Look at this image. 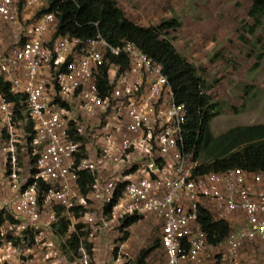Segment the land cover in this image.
I'll list each match as a JSON object with an SVG mask.
<instances>
[{
	"label": "built area",
	"instance_id": "obj_1",
	"mask_svg": "<svg viewBox=\"0 0 264 264\" xmlns=\"http://www.w3.org/2000/svg\"><path fill=\"white\" fill-rule=\"evenodd\" d=\"M94 25L97 33L88 40L60 35L49 0H0V82L26 97L33 126L28 142L0 92L7 194L0 208L39 232L38 243L58 221L56 206L69 213L95 204L97 212L83 217L91 236L130 216L153 218L165 264H243L247 245H264V171L200 173L194 152L186 151L189 112L175 101L163 66L132 41L110 44ZM19 145L24 153L31 146L35 157L26 175ZM87 174L94 180L84 195L80 181ZM40 184L46 186L42 205ZM47 207L49 223H41ZM203 207H213L216 220L237 224L222 250L199 222ZM116 247V264H132L124 241ZM15 252L1 254L0 264ZM80 252V264H91L83 245Z\"/></svg>",
	"mask_w": 264,
	"mask_h": 264
},
{
	"label": "trees",
	"instance_id": "obj_2",
	"mask_svg": "<svg viewBox=\"0 0 264 264\" xmlns=\"http://www.w3.org/2000/svg\"><path fill=\"white\" fill-rule=\"evenodd\" d=\"M49 3L51 11L58 12V34L88 40L96 35L98 29L94 24L98 23L100 32L110 44L119 45L123 40L132 41L145 54L163 66L164 73L173 89L175 101L177 104L184 105L189 112L186 126V151L194 152L195 158L199 162L200 159L205 158V162L200 163L198 169L200 173H219L232 168H242L249 172L264 171V124L238 126L220 136L215 137L213 135L211 123L217 116H220L221 110L217 103H213L209 94V84L199 75L197 67L177 51L171 40L163 38L168 31L181 28V22L172 20L158 26H141L126 16L116 0H49ZM249 16L253 20V24L248 26V32L254 36L264 25V0H252ZM0 92L6 95L15 121L23 125L25 132L28 133L27 140L30 142L33 138V126L31 121H27L26 97L22 94L13 93L10 85L4 81L0 82ZM74 139L85 143L84 137L77 136ZM20 146L22 147V145ZM25 147H27L26 157L30 160V165H33L35 157L32 155V148L29 145ZM20 162L22 163L21 157ZM34 173L35 169L32 168V174L34 175ZM93 180V177L88 174L82 177L80 186L84 195L89 193L88 185ZM45 189L46 186L40 184L41 205L44 202ZM55 212L58 221L52 223L49 229L52 236L56 235L60 238L66 236L68 238L63 248L64 257L71 264H80V247L83 245L93 261L94 244L90 242L91 233L90 231L84 233L82 229L86 226L80 223L88 209L73 208L68 213L63 207L56 206ZM215 218L216 212L213 207L201 208L199 222L207 234L208 241L215 246L221 245L220 249L222 250L225 241L235 230L237 224ZM142 220L147 219H141L134 215L122 220L119 228L122 234L121 241H127L130 237L129 229ZM72 221L78 222L75 232L71 231ZM18 223L23 228V234L19 238H8L4 233L5 228L15 226ZM29 233L32 236V241L27 243L26 236ZM38 234L39 232L33 230L30 224L18 220L9 211H0V254L10 248L17 252L20 244L23 243V249L26 251L34 246H43L48 255L52 252L53 242L49 238L44 242H36ZM157 243L142 249L136 264H146L151 254L158 250V247L164 254L166 261V254L161 246V238ZM11 261L3 264H12Z\"/></svg>",
	"mask_w": 264,
	"mask_h": 264
},
{
	"label": "rangeland",
	"instance_id": "obj_3",
	"mask_svg": "<svg viewBox=\"0 0 264 264\" xmlns=\"http://www.w3.org/2000/svg\"><path fill=\"white\" fill-rule=\"evenodd\" d=\"M123 6L126 16L141 26H158L172 20L182 23L181 28L168 31L163 38L171 40L177 51L197 67L199 75L209 84L213 103H217L221 110L220 116L211 123V131L215 137L238 126L264 124V25L254 36L248 32V26L253 24L249 16L252 0H124ZM1 145L0 140V147ZM17 151L21 155V167L25 166L23 174L26 175L30 163L26 157L27 151L24 153L20 145ZM204 162L203 157L200 163ZM1 178L0 164V201L7 195ZM1 210L3 209L0 208ZM88 211L97 212V206L93 204ZM49 213L50 208L43 209V223H49ZM80 223L86 226L84 219ZM70 227L73 232L72 224ZM86 227L82 229L84 233L88 232ZM119 228L118 224H113L111 230L118 231ZM132 232L133 241L141 251L158 244L161 227L153 218H148L136 224ZM4 233L8 238H19L23 234V228L18 223L12 227L7 226ZM47 233L45 229L43 236L53 242V255L56 251L61 257L64 256L63 248L68 238ZM104 235L90 238L96 243ZM119 238H122L121 232ZM31 241L32 236L29 233L26 242ZM115 242L123 241L117 239ZM262 246H255V254L258 255L259 262L264 264V245ZM23 248L21 243L19 250L14 253L18 264H25L33 257ZM157 249L146 264H165L164 254L159 247ZM6 251L8 249L1 254ZM115 251H118L117 247L113 248L110 262L107 261L106 254L101 256L100 253L101 260L105 264H114ZM124 252L130 255L129 262L136 264L139 253L132 257V248L128 246ZM56 257L58 258L57 255ZM248 258L250 259L249 255ZM91 264H95L94 260Z\"/></svg>",
	"mask_w": 264,
	"mask_h": 264
},
{
	"label": "crops",
	"instance_id": "obj_4",
	"mask_svg": "<svg viewBox=\"0 0 264 264\" xmlns=\"http://www.w3.org/2000/svg\"><path fill=\"white\" fill-rule=\"evenodd\" d=\"M119 4V6L124 10V6H123V2L124 0H116ZM130 1V0H129ZM136 2V0H134ZM43 213L41 216V223H43L44 218H43ZM45 223V222H44ZM135 226V225H134ZM132 226L129 229L130 232V237L127 241H124L125 245L128 246L129 248H132V252L133 256H136L140 249H138L137 244H135V242L133 241V232ZM119 240V232L118 231H108L107 233H105L104 238H102V240H100L99 242L94 243L92 238H90V242L94 244V250H95V254H94V263L95 264H105L104 260H101L100 257V253L101 256L104 254H106L108 256L107 261H111L112 257H113V248L117 246L118 242L116 243V240ZM260 246V245H258ZM261 247H263L261 245ZM246 249V250H245ZM244 249V255H243V261L244 264H261L259 262V259L257 258L258 255H256V249L254 245H247ZM50 250H48L49 252ZM99 252V253H98ZM28 254H30L31 256H33L32 258H30L27 262H25V264H71L66 257L62 256L60 254H58V252L54 253L53 255V251L50 252L48 255L46 254L47 251L44 249L43 246H34L32 249L27 251ZM56 255L58 256V258L56 257ZM248 255L250 257V259L248 258ZM51 257L52 259L47 260L46 258ZM12 264H18L16 259L13 258L11 261ZM114 264H116L115 260H114Z\"/></svg>",
	"mask_w": 264,
	"mask_h": 264
}]
</instances>
